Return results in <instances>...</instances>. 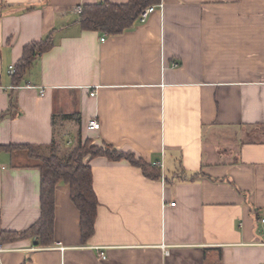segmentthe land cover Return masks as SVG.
Wrapping results in <instances>:
<instances>
[{
	"label": "crops",
	"instance_id": "obj_1",
	"mask_svg": "<svg viewBox=\"0 0 264 264\" xmlns=\"http://www.w3.org/2000/svg\"><path fill=\"white\" fill-rule=\"evenodd\" d=\"M102 1L128 0H0V145L56 138L62 155L80 132L161 176L86 157L94 233L59 182L52 239L6 242L0 264H264V0H161L121 34L82 29L76 7ZM50 34L15 84L10 66ZM40 194L37 159L0 149V234L35 224Z\"/></svg>",
	"mask_w": 264,
	"mask_h": 264
},
{
	"label": "trees",
	"instance_id": "obj_2",
	"mask_svg": "<svg viewBox=\"0 0 264 264\" xmlns=\"http://www.w3.org/2000/svg\"><path fill=\"white\" fill-rule=\"evenodd\" d=\"M161 0H128L125 3L102 1L95 4H84L79 14V23L84 30H97L103 33L118 35L132 28L142 11ZM54 45L52 34L40 41H34L24 47L22 58L16 64L13 75L15 84L21 82L27 71L39 54ZM69 120L77 119L75 114L55 115ZM78 120V119H77ZM25 148L31 156L37 159L41 170V216L39 220L25 231H4L0 234V242H14L32 236H37L42 243L52 239L55 218V192L59 182H65L71 187V199L81 213V231L83 240H87L95 231V222L99 200L93 186L91 166L85 162L86 157L105 156L110 160L127 159L133 165L140 167L145 175L159 178L160 171L156 166L137 158L133 152H125L113 145L93 144L90 140L83 141L80 132L76 136L75 145L65 157L61 155L60 142L55 138L47 151L39 150L31 144L0 145V149L13 150Z\"/></svg>",
	"mask_w": 264,
	"mask_h": 264
},
{
	"label": "built area",
	"instance_id": "obj_3",
	"mask_svg": "<svg viewBox=\"0 0 264 264\" xmlns=\"http://www.w3.org/2000/svg\"><path fill=\"white\" fill-rule=\"evenodd\" d=\"M154 9H155V5H151V6L146 7V8L142 11V13H141V15H140V17H139V20H140L141 22L145 21V20L148 18V16L150 15V13H151ZM75 10H76L78 13H80L81 10H82V7H81V6H78V7H76ZM102 40L104 41L105 38L102 37ZM15 72H16V66H14V65L10 66V68H9V73H10L11 75H14ZM41 94H42V95L44 94V89H41ZM90 94H91V96H95V95L97 94L96 88H93V89L91 90ZM100 126H101V124H100V122H99L97 119H93V120H91V121L89 122V127H90L91 129H99ZM155 164H156V163H155ZM157 164H158V165H161L162 163H161V162H158ZM175 203H176V202H172L171 205H175ZM3 250H4V244L0 243V252L3 251ZM102 257H103V258H106V255H104V254L102 253Z\"/></svg>",
	"mask_w": 264,
	"mask_h": 264
},
{
	"label": "rangeland",
	"instance_id": "obj_4",
	"mask_svg": "<svg viewBox=\"0 0 264 264\" xmlns=\"http://www.w3.org/2000/svg\"><path fill=\"white\" fill-rule=\"evenodd\" d=\"M68 152H69V151L66 149L65 151H63L62 156H63V157L67 156V155H68Z\"/></svg>",
	"mask_w": 264,
	"mask_h": 264
}]
</instances>
